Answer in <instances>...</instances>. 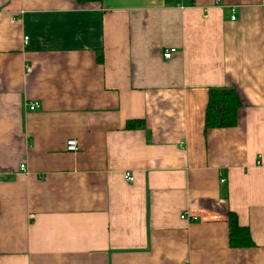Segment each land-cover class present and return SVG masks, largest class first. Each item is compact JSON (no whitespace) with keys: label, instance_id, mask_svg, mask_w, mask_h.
Wrapping results in <instances>:
<instances>
[{"label":"crops","instance_id":"0c3cea01","mask_svg":"<svg viewBox=\"0 0 264 264\" xmlns=\"http://www.w3.org/2000/svg\"><path fill=\"white\" fill-rule=\"evenodd\" d=\"M0 264H264V0H0Z\"/></svg>","mask_w":264,"mask_h":264},{"label":"trees","instance_id":"16d2710c","mask_svg":"<svg viewBox=\"0 0 264 264\" xmlns=\"http://www.w3.org/2000/svg\"><path fill=\"white\" fill-rule=\"evenodd\" d=\"M86 1L99 0H77L82 3ZM240 104L239 96L234 88L231 87H210L208 88V101L205 109V128L210 126H231L236 122L237 108ZM140 122V121H138ZM134 123L128 122L129 127ZM228 215V240L229 245L252 246L254 243L250 237L247 227L240 226L236 214L227 211Z\"/></svg>","mask_w":264,"mask_h":264},{"label":"built area","instance_id":"2783aa9c","mask_svg":"<svg viewBox=\"0 0 264 264\" xmlns=\"http://www.w3.org/2000/svg\"><path fill=\"white\" fill-rule=\"evenodd\" d=\"M231 18H233V16ZM27 38H28L27 35L23 36V41H25ZM176 50H177V48L175 46H170L169 48H167L166 50L163 51V56L165 58H169L171 56V54L173 52H175ZM27 106H28V109L34 110V109L40 108V103L38 101H32V102H29L27 104ZM65 148L68 151H76V150H78V142H77V140L75 138H68L66 140V143H65ZM19 168L21 170H25V168H26L25 167V163L21 162L19 164ZM124 177L128 181H132L133 180V176H132V174L130 172H127V171L124 172ZM180 217H184V218L189 217V218H192V219L196 218V216H194L193 214H191L190 212H188L186 210L180 213Z\"/></svg>","mask_w":264,"mask_h":264}]
</instances>
